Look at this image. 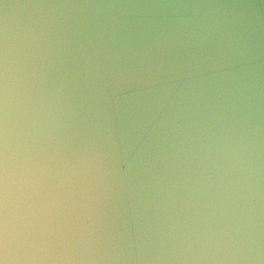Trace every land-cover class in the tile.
I'll return each instance as SVG.
<instances>
[{
  "label": "clouds",
  "instance_id": "9594fccd",
  "mask_svg": "<svg viewBox=\"0 0 264 264\" xmlns=\"http://www.w3.org/2000/svg\"><path fill=\"white\" fill-rule=\"evenodd\" d=\"M264 7L0 0V264H264Z\"/></svg>",
  "mask_w": 264,
  "mask_h": 264
},
{
  "label": "water",
  "instance_id": "95a60500",
  "mask_svg": "<svg viewBox=\"0 0 264 264\" xmlns=\"http://www.w3.org/2000/svg\"><path fill=\"white\" fill-rule=\"evenodd\" d=\"M240 4H255L264 6V0H236ZM241 16L249 19H255L256 17L264 15V7L247 8L242 7L236 10Z\"/></svg>",
  "mask_w": 264,
  "mask_h": 264
}]
</instances>
